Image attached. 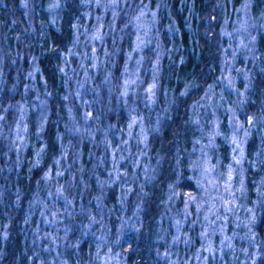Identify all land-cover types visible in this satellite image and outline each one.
<instances>
[{"label": "rangeland", "instance_id": "rangeland-1", "mask_svg": "<svg viewBox=\"0 0 264 264\" xmlns=\"http://www.w3.org/2000/svg\"><path fill=\"white\" fill-rule=\"evenodd\" d=\"M60 3L52 0L47 16L40 17L56 23ZM83 3L61 67L67 117L57 116L59 148L29 208L30 218L37 217L31 245L43 256L40 263L89 264L90 259L73 263L63 258L66 250L73 256L80 248L69 243L78 228L77 239L92 235L95 241L90 264H128L124 233L141 227L154 202L155 211L165 212L154 233L166 242L160 253L166 264H264V136L258 134L260 129L264 133V7L255 14L253 0H243L219 10L218 66L190 108L196 133L160 186L167 153L154 152L153 145L175 100L162 74L180 46L166 0ZM23 5L33 37L38 26H45L36 19L32 0ZM29 47L20 45L14 54L17 68L28 67V82L21 91L6 89L7 52L0 30V97L10 93L0 109V141L7 149L5 159H11L7 164L16 167L31 146H36L33 162L40 161L52 112L53 93ZM194 86L185 84L180 95L187 96ZM17 96L24 100H14ZM183 159L187 182L182 180ZM181 183L192 189H182ZM111 188L119 195L116 219L105 202ZM152 188L160 189L155 199Z\"/></svg>", "mask_w": 264, "mask_h": 264}, {"label": "trees", "instance_id": "trees-1", "mask_svg": "<svg viewBox=\"0 0 264 264\" xmlns=\"http://www.w3.org/2000/svg\"><path fill=\"white\" fill-rule=\"evenodd\" d=\"M3 1L4 3L0 5V30L5 36L7 52L5 55L8 62L7 73L5 74L8 84L6 89L16 87L18 91H21L28 82L24 75L28 67L22 65L19 69L14 62L15 49L17 50L18 46L28 43L29 48L37 55L38 65L46 87L51 89L53 96L50 98L52 112L46 129L47 146L44 148L39 162H33V149L36 146H31L24 162L18 167L13 166L11 162L9 166L7 163L11 159H5L7 149L4 143L0 141V190L2 189L0 198V264H48L46 259L40 263L43 256L37 255L31 245L33 227L36 225L37 217L35 220L34 215L30 218L29 208L43 174L49 167V160L56 156L59 148L57 132L61 125H59L57 116L62 119L67 117L62 98L66 91L64 73L61 69L63 55L69 50L73 41L74 27L82 15L85 5L83 0H61L57 9L56 23H51L48 22V18L40 17V15L47 16L49 3L51 4L52 0H32L38 14L36 19L41 20L45 26V30H40V26H38L39 31L36 28L38 33L32 37L29 33L30 26L23 5L24 0ZM230 2L234 6H239L243 0H166V5L171 13V15H167V19L172 21L177 29L180 46L179 50L167 61L171 63L165 66L162 74L163 84L174 91L175 100L170 109L166 110V115L163 118V131L158 137H155L156 141L153 145L154 152L162 149L167 153L165 168L157 180V184L160 186L165 185L163 179L166 180L170 175L169 166L174 164L178 154L189 149L190 142L196 133L195 125L190 116V108L202 94L205 85L212 80L214 70L218 66L217 61H215V54L218 53V50L214 42L219 24L218 12L224 3L230 4ZM263 7L264 0H253V12L255 14H258ZM165 17L164 15L163 21ZM214 63L215 66L213 67ZM185 84H196V86L192 87L187 96H181L179 92ZM9 96L10 93L2 92L0 109L3 110L10 101ZM13 99L24 100L22 96ZM258 131L259 135L264 136L261 129ZM258 140L259 136L255 135L254 142ZM41 143L37 142L34 145H39L40 148ZM167 160H169V164H167ZM180 164L183 171L182 180L187 182L189 180L187 159L181 160ZM180 185L182 189H192V185L186 186L183 183ZM158 191H160L159 188H152L150 190L151 197L157 198ZM115 194L111 188L107 194L108 200H105V202H109L107 205L112 210L109 215L114 219L119 213L117 201L119 195ZM154 209L155 204L152 202L151 206L145 210L141 227L137 230H135L136 228L126 229L124 233L123 239L125 240L122 242H127V244L122 246L126 249L127 256L125 259L128 264L168 263L160 256L166 242L163 244L164 241L156 240L154 233L159 225L158 217L164 216L165 212L159 213ZM35 214L37 215L36 211ZM262 220L264 223V216ZM163 226L164 222H162ZM76 229L70 235L69 243H73V245L79 243L80 248L76 246L77 248L73 250V256H71L72 251L66 250L64 252L66 255L64 254L63 258H69L70 261L73 259L74 261H71L73 263H82L81 258L86 262L90 259V264L92 262L90 253L95 247V241L92 235L83 238L81 235L77 239ZM82 230L84 231V229ZM158 236L161 235L158 234ZM161 238L159 237V239Z\"/></svg>", "mask_w": 264, "mask_h": 264}, {"label": "snow or ice", "instance_id": "snow-or-ice-1", "mask_svg": "<svg viewBox=\"0 0 264 264\" xmlns=\"http://www.w3.org/2000/svg\"><path fill=\"white\" fill-rule=\"evenodd\" d=\"M235 142V141H234Z\"/></svg>", "mask_w": 264, "mask_h": 264}]
</instances>
